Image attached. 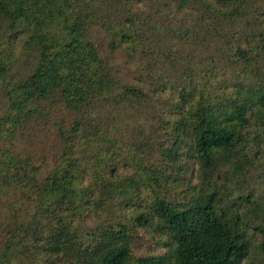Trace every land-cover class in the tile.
<instances>
[{"label":"trees","instance_id":"trees-1","mask_svg":"<svg viewBox=\"0 0 264 264\" xmlns=\"http://www.w3.org/2000/svg\"><path fill=\"white\" fill-rule=\"evenodd\" d=\"M3 138L0 264H264V0H0Z\"/></svg>","mask_w":264,"mask_h":264},{"label":"rangeland","instance_id":"rangeland-1","mask_svg":"<svg viewBox=\"0 0 264 264\" xmlns=\"http://www.w3.org/2000/svg\"><path fill=\"white\" fill-rule=\"evenodd\" d=\"M94 35H95L96 44L99 48L101 55L104 58H108V61L110 62V64H112L113 66L115 65L120 70L119 76L123 81L132 83L135 85H140V86L148 82L146 89H149V84H151L150 83L151 81L143 80L142 82L139 72L136 70L138 66L137 61L136 62L131 61L130 58L127 56V54L123 50H118L114 52L111 51V49L109 48V39L107 35L105 34V32L101 30L100 28H97L95 30ZM231 71H233V69H230L228 73V76L230 78H231V75H233ZM138 122L144 123L145 125L148 124L143 121H138ZM0 140H1L0 141L1 144H4L5 142H10L8 141V139H5V138L0 139ZM262 172L264 171L262 170ZM259 175H261V168L258 170V167H257L251 171L250 175L246 176V182L251 186L252 189L257 190V191L258 190L260 191L261 188H264L263 186H260L259 184L260 182ZM175 196L176 198L181 197V195L178 192L176 193ZM86 225H87V228H93L95 226L93 220L90 217H87ZM152 250H155V248H153V246L150 245L149 242L145 241L138 247L137 253L139 255H145ZM158 251L159 250L156 249L154 252H158ZM48 260L53 261L54 259H48L46 258V255H44L43 253H39L38 264H51L52 262Z\"/></svg>","mask_w":264,"mask_h":264}]
</instances>
